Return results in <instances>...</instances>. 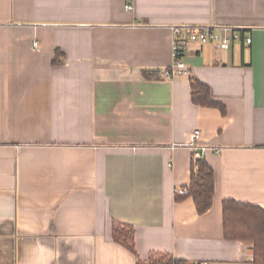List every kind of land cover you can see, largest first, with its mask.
<instances>
[{"label":"crops","instance_id":"0c3cea01","mask_svg":"<svg viewBox=\"0 0 264 264\" xmlns=\"http://www.w3.org/2000/svg\"><path fill=\"white\" fill-rule=\"evenodd\" d=\"M194 25L253 40L191 43L164 76L173 26ZM191 76L225 113L193 102ZM204 147L200 214L177 195ZM225 199L264 208V0H0V264H253L224 236Z\"/></svg>","mask_w":264,"mask_h":264},{"label":"trees","instance_id":"16d2710c","mask_svg":"<svg viewBox=\"0 0 264 264\" xmlns=\"http://www.w3.org/2000/svg\"><path fill=\"white\" fill-rule=\"evenodd\" d=\"M244 31V30H243ZM147 77H157L156 73L146 72ZM193 102L203 106L219 107L226 112L225 105L212 98L209 87L191 76ZM197 169L192 170L191 181L185 186L186 194L177 195L180 200L192 196L200 214L207 212L213 205L216 175L213 166L205 159L196 161ZM224 236L228 239H240L253 243V264H264V208L249 202L225 199L223 201ZM114 239L135 251L134 227L114 222ZM148 264H204L186 259L175 258L171 253L153 252Z\"/></svg>","mask_w":264,"mask_h":264},{"label":"built area","instance_id":"2783aa9c","mask_svg":"<svg viewBox=\"0 0 264 264\" xmlns=\"http://www.w3.org/2000/svg\"><path fill=\"white\" fill-rule=\"evenodd\" d=\"M244 29L237 27H215L212 25H194L187 27L173 26L172 53L173 62L166 67L163 75L173 77L179 73H186L187 66L181 60V57L191 43H216L220 48H229L233 42L244 39L246 43H251L253 38L245 35ZM200 135V129L193 132V140H197ZM207 147L201 152L196 151V156L204 157ZM187 189H180V193H187Z\"/></svg>","mask_w":264,"mask_h":264}]
</instances>
